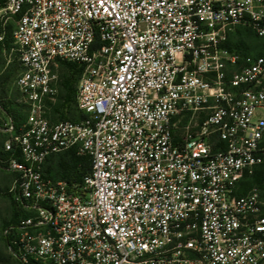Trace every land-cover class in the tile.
Wrapping results in <instances>:
<instances>
[{
  "label": "built area",
  "instance_id": "obj_1",
  "mask_svg": "<svg viewBox=\"0 0 264 264\" xmlns=\"http://www.w3.org/2000/svg\"><path fill=\"white\" fill-rule=\"evenodd\" d=\"M240 28L264 38V0L5 1L0 59L27 109L0 126L19 264H264V192L237 196L264 165V55L228 49ZM66 63L81 118L53 121ZM71 150L90 170L50 177Z\"/></svg>",
  "mask_w": 264,
  "mask_h": 264
},
{
  "label": "trees",
  "instance_id": "obj_2",
  "mask_svg": "<svg viewBox=\"0 0 264 264\" xmlns=\"http://www.w3.org/2000/svg\"><path fill=\"white\" fill-rule=\"evenodd\" d=\"M5 1L6 0H0V7L4 5ZM9 33H11V28H8V35L4 41V46L8 50L11 47V39H10ZM232 35L230 36L228 44H227L228 49L232 51L235 50L242 55H252V56L264 55V43L261 49H259L256 53L252 54L246 51L243 43L240 40L233 39ZM258 39L264 40V38H258ZM94 46H99L97 39L95 40ZM63 66L66 67L67 72H66L65 78L61 81V90L63 92V96H62V102L60 104V109H59L60 110L59 120L70 119V116L73 114L75 110L78 117L77 119H70V120L76 121L80 119L81 117L75 109V92H76L75 86L77 87L78 80L82 72V66H77L73 64H67V63L63 64ZM0 109L2 110L4 114L5 121H7V118H11L14 123L15 130L19 131L22 125L25 123L26 118H27L26 106L23 104H20L17 101H6L0 104ZM56 109L57 108H54L53 106L51 112H57ZM50 117H51V114H50ZM3 123L4 122H0V126L3 125ZM2 155L8 156V154H4L2 152V140H0V156ZM64 157L66 158V160L63 159V161L60 160L58 162V168L61 169L60 175L56 176V172L51 170V168L50 170H47L46 173L50 177H55V179H63L69 182L72 179H75L76 181H81L83 176L90 170L91 163L89 159L86 156H78L76 154V151L65 153ZM254 187H258L264 192V165L256 167L254 171L252 172V174H246L244 176V179L239 184V191L237 193V196L245 195ZM10 196H11V202L13 206V215L11 219L5 223L2 229L3 230L2 238L9 251H10V248L12 247L11 246L12 238L10 235L5 234V231L9 227L13 226L19 218V212L17 211V207L14 204L11 193H10ZM263 212H264V209H263Z\"/></svg>",
  "mask_w": 264,
  "mask_h": 264
},
{
  "label": "rangeland",
  "instance_id": "obj_3",
  "mask_svg": "<svg viewBox=\"0 0 264 264\" xmlns=\"http://www.w3.org/2000/svg\"><path fill=\"white\" fill-rule=\"evenodd\" d=\"M233 39L240 40L244 48L248 53H256L261 49L264 40L256 38L253 34L248 32L246 29H237L232 35ZM20 72V67L17 60L13 59L11 63H7L6 59L2 57L0 59V104L6 101H17L20 100L19 93L15 87V80ZM66 67H61L59 70L60 80L62 81L66 76ZM76 88V86H75ZM63 92L60 88V92L54 108H57V112H50L53 121H57L60 118V104L62 102ZM74 116V117H73ZM78 115L75 110L70 116V119H77ZM0 122H5V117L0 109ZM3 136L0 137V140ZM65 153H61L51 159V170L56 172V176L60 175L61 169L58 168V162L63 159ZM54 173V172H53ZM13 175L5 171L0 166V264H19L17 260L12 256L8 250L3 238L2 229L6 222H8L13 215V206L11 202V189L13 188Z\"/></svg>",
  "mask_w": 264,
  "mask_h": 264
},
{
  "label": "crops",
  "instance_id": "obj_4",
  "mask_svg": "<svg viewBox=\"0 0 264 264\" xmlns=\"http://www.w3.org/2000/svg\"><path fill=\"white\" fill-rule=\"evenodd\" d=\"M74 150H71V151H68V152H65V153H70V152H73ZM51 159L52 158H50V159H48L47 160V162H46V164H45V171L47 172V170H50V168L51 167H49V165H51ZM52 178H54L55 179V177H52ZM74 181H76L75 179H72L70 182H74ZM238 191H239V188H238ZM238 191H237V193H238Z\"/></svg>",
  "mask_w": 264,
  "mask_h": 264
}]
</instances>
